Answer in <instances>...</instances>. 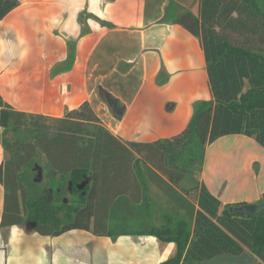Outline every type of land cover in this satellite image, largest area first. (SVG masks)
Instances as JSON below:
<instances>
[{
    "label": "trees",
    "instance_id": "obj_1",
    "mask_svg": "<svg viewBox=\"0 0 264 264\" xmlns=\"http://www.w3.org/2000/svg\"><path fill=\"white\" fill-rule=\"evenodd\" d=\"M17 6V0H0V20ZM199 8L198 16L179 8L172 18L166 10L161 20L201 44L212 98L194 104L190 122L176 136L121 143L89 102L50 119L14 111L0 96V140L7 155L0 164L1 229L25 224L56 237L90 231L94 224L108 238L152 236L174 244L175 255L161 264H201L242 253L264 264V192L254 216L234 215L230 208L246 204L222 206L194 173L202 171L205 148L222 137L253 138L264 151V0H199ZM98 95L114 107L111 96ZM37 166L44 169L43 186L34 182ZM187 175L196 183L179 192ZM122 182L132 189L118 190ZM122 200L128 210L121 225L109 216L114 206L112 212H125Z\"/></svg>",
    "mask_w": 264,
    "mask_h": 264
},
{
    "label": "crops",
    "instance_id": "obj_2",
    "mask_svg": "<svg viewBox=\"0 0 264 264\" xmlns=\"http://www.w3.org/2000/svg\"><path fill=\"white\" fill-rule=\"evenodd\" d=\"M17 2L0 20V96L14 111L61 119L89 102L121 143H151L178 135L194 104L212 100L201 44L179 25L161 22L166 10L169 18L179 8L198 16L199 0ZM99 90L115 100L114 107L100 100ZM217 145L223 157L237 150L243 155L215 185L205 168ZM6 157L0 140V164ZM34 173L44 178L40 166ZM200 174L222 206L253 205L264 192V151L253 138L222 137L205 148ZM3 201L0 184V223ZM121 203L125 212L112 207L109 221H126L128 205ZM93 225L56 237L25 224L2 227L0 264H161L175 255L172 243L152 236L108 238Z\"/></svg>",
    "mask_w": 264,
    "mask_h": 264
},
{
    "label": "rangeland",
    "instance_id": "obj_3",
    "mask_svg": "<svg viewBox=\"0 0 264 264\" xmlns=\"http://www.w3.org/2000/svg\"><path fill=\"white\" fill-rule=\"evenodd\" d=\"M53 133H54V129L53 130H50L49 131V135H53ZM218 147V145L217 146H215L210 152L211 153H209L208 154V161H207V166H206V168H205V170H206V177L205 178H207L208 179V181H210V182H212V181H214V184L215 185H218V183H219V180H220V178H221V175H220V172H224V169L225 168H229V165H230V163H233V161H234V159H240L241 158V156L243 155V153H241V154H239V155H237L240 151H238L237 150V153L236 154H234L233 155V153H229V154H226V156H222L223 154H221L222 153V151L223 150H220V148L218 149L217 148ZM259 148V147H258ZM228 152H230L231 151V149H227V148H225ZM235 155H236V157H235ZM235 157V158H234ZM245 158V157H244ZM243 160V159H242ZM43 164H45V163H43ZM44 170V169H43ZM201 170H202V168H201ZM221 170V171H220ZM198 171H199V169L198 168H194V173H196V175H197V177H196V182H201L200 180H199V176H201V174H200V172L198 173ZM202 172V171H201ZM224 175L226 174V173H223ZM212 180V181H211ZM34 181L35 182H38V183H40L42 186H43V184H44V178L42 177V176H40V175H38L37 173H36V175H35V177H34ZM195 182V178H194V180H193V177H190V176H186L185 177V179L181 182V184L179 185V187H177L176 189L179 191V192H181V191H184V190H187V189H189L191 186H193V184L194 183H196ZM122 184L124 185H120L119 186V189L118 190H127V189H132V185H129V184H127L126 182H122ZM117 185H119V184H117ZM124 187H125V189H124ZM157 192V194L158 195H160L159 194V192L157 191V190H153V193H156ZM195 195L194 194H191L190 196H189V199L192 201L195 197H194ZM67 198H69V197H67ZM74 198V197H73ZM156 216L158 217L159 215H157L156 214ZM156 216H154V218L156 217ZM111 220H113V219H111ZM114 221V220H113ZM117 224H125V222H120V221H117L116 222ZM128 223H130V222H128ZM127 223V224H128ZM126 224V225H127ZM115 229L114 230H116V229H118L119 228V226H117V227H115V226H113ZM120 227H122V229L124 228V229H128L129 227H125V226H120Z\"/></svg>",
    "mask_w": 264,
    "mask_h": 264
},
{
    "label": "water",
    "instance_id": "obj_4",
    "mask_svg": "<svg viewBox=\"0 0 264 264\" xmlns=\"http://www.w3.org/2000/svg\"><path fill=\"white\" fill-rule=\"evenodd\" d=\"M83 185L79 186V189ZM259 210V206L253 205H241L235 206V208H230L229 213L238 214L240 216L251 217ZM201 264H256V261L252 259L247 253H242L237 257L230 256H219L218 258L202 262Z\"/></svg>",
    "mask_w": 264,
    "mask_h": 264
}]
</instances>
